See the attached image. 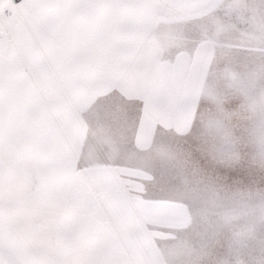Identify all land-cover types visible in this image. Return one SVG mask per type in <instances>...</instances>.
Returning <instances> with one entry per match:
<instances>
[{"label":"rangeland","instance_id":"obj_1","mask_svg":"<svg viewBox=\"0 0 264 264\" xmlns=\"http://www.w3.org/2000/svg\"><path fill=\"white\" fill-rule=\"evenodd\" d=\"M183 3L155 25L137 67L93 91L65 132L76 160L135 193L131 207L122 219L84 212L68 223L88 224L125 264H264L262 0ZM24 181L25 191L49 187L38 171ZM45 218L33 208L13 230L23 236ZM26 243L40 252L58 238Z\"/></svg>","mask_w":264,"mask_h":264},{"label":"snow or ice","instance_id":"obj_2","mask_svg":"<svg viewBox=\"0 0 264 264\" xmlns=\"http://www.w3.org/2000/svg\"><path fill=\"white\" fill-rule=\"evenodd\" d=\"M183 0H0V264H125L115 245L90 239L87 212L122 219L134 196L108 185L65 150L69 120L106 82L133 71L155 25ZM264 8V0H262ZM264 15V12H262ZM47 177L49 187L27 172ZM115 175L114 173H112ZM42 207L46 218L21 236L13 219ZM55 234L40 252L28 235Z\"/></svg>","mask_w":264,"mask_h":264},{"label":"trees","instance_id":"obj_3","mask_svg":"<svg viewBox=\"0 0 264 264\" xmlns=\"http://www.w3.org/2000/svg\"><path fill=\"white\" fill-rule=\"evenodd\" d=\"M193 220V219H192ZM212 218H210V217H208V218H206L205 220L204 219H202V221H204V222H202V223H204V225L205 226H207L208 227V224H211L212 226V229L214 228L215 230L217 229L216 228V226H218L219 224H221L220 222H218V224L217 223H214V222H212ZM226 220V219H225ZM217 224V225H216ZM223 225H225V227H227V223L225 222V224H223ZM205 226H203L202 224H200V223H198V226H197V228H198V231H199V233L201 232V235L204 233V231L206 230V227ZM211 229V230H212ZM218 230V229H217ZM220 232V231H219ZM187 235H189V236H187L186 238H188V239H186L187 241H186V244L189 246V244H188V242H190V243H193L194 241H193V237L191 236V233H190V231L189 232H187ZM215 240H216V236H215ZM191 245V244H190ZM192 246V245H191ZM195 249H198V248H195ZM191 251V255L193 254V251H194V247H193V249L192 250H190Z\"/></svg>","mask_w":264,"mask_h":264}]
</instances>
